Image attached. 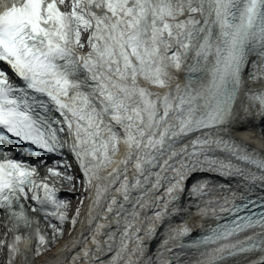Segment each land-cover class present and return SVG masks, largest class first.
Masks as SVG:
<instances>
[{
  "label": "snow or ice",
  "instance_id": "6c2138e0",
  "mask_svg": "<svg viewBox=\"0 0 264 264\" xmlns=\"http://www.w3.org/2000/svg\"><path fill=\"white\" fill-rule=\"evenodd\" d=\"M262 77L264 0L5 3L0 264H264Z\"/></svg>",
  "mask_w": 264,
  "mask_h": 264
},
{
  "label": "bare ground",
  "instance_id": "6f19581e",
  "mask_svg": "<svg viewBox=\"0 0 264 264\" xmlns=\"http://www.w3.org/2000/svg\"><path fill=\"white\" fill-rule=\"evenodd\" d=\"M249 71H252L251 67H249ZM261 79H264V77H262ZM251 83H252V81L249 80V84H251ZM258 87H259V85H258ZM151 90L157 91V89H155V88H153ZM241 115H243V113H241ZM236 127L238 129L237 133H235V138L237 140L244 141L245 143H248L249 144V150L260 148V144L258 141L249 140V138H248V134L252 133V132L256 133L257 135H260V131H262V133H264V121H262V119L255 114V111H253L251 117L242 121ZM112 167H115V165H112ZM105 174L106 173H103V172L101 173V175H105ZM206 175L207 174H194V175H192L190 177V179L188 180L189 188L192 185H194L198 180H202ZM233 183H235V181H233ZM57 187H60V189H61L59 195L64 197V198L71 199L72 207L75 208V206L78 203V201L75 199V196H78L79 192L73 194V193L68 192L65 187H61L60 185H57ZM86 214H87V201L85 202L83 213H82L80 219L78 220V222L75 226V229L72 230L66 226V229L63 233V236L60 238L59 245L57 246L56 249H53L52 251L49 252L48 255H46V257H45L46 259L48 257H49L48 260L54 259L59 254V249H64L65 245H67V248L65 249V254H67L69 256L74 254V252L72 251L74 244L77 245L76 250H78V246H79L80 242L78 241L77 238L80 237L81 233H83L85 236L88 235L86 223L80 222V221L84 220V217L86 216ZM181 223H183V221H181L179 219H174L172 222V226L173 227H179L181 225ZM193 230L196 231L197 229H193ZM163 239H164V236L162 234H158V236L156 237V240L152 243L153 253L155 252L156 246L160 242H162Z\"/></svg>",
  "mask_w": 264,
  "mask_h": 264
},
{
  "label": "rangeland",
  "instance_id": "374dc122",
  "mask_svg": "<svg viewBox=\"0 0 264 264\" xmlns=\"http://www.w3.org/2000/svg\"><path fill=\"white\" fill-rule=\"evenodd\" d=\"M49 253H47V255H48Z\"/></svg>",
  "mask_w": 264,
  "mask_h": 264
}]
</instances>
